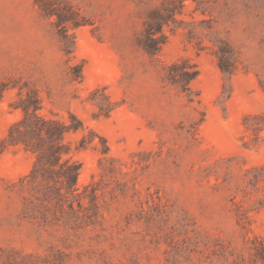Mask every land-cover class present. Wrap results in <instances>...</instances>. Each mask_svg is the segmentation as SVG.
<instances>
[{
	"label": "rangeland",
	"instance_id": "1",
	"mask_svg": "<svg viewBox=\"0 0 264 264\" xmlns=\"http://www.w3.org/2000/svg\"><path fill=\"white\" fill-rule=\"evenodd\" d=\"M166 6L177 23L150 56L137 38ZM218 39L236 57L230 77L212 54ZM185 61L198 71L190 92L163 80L167 64ZM18 95H37L43 116L81 121L65 141L78 185L99 196L88 224L24 210L19 181L33 155L1 148L22 115ZM246 115L264 116V0H0V264L247 256L264 235V129L253 133ZM82 136L92 143L80 148Z\"/></svg>",
	"mask_w": 264,
	"mask_h": 264
},
{
	"label": "trees",
	"instance_id": "2",
	"mask_svg": "<svg viewBox=\"0 0 264 264\" xmlns=\"http://www.w3.org/2000/svg\"><path fill=\"white\" fill-rule=\"evenodd\" d=\"M165 8V15H160L159 8L151 11L152 15L144 22L142 37L137 38V44L150 56H155L165 42L163 27L170 22L177 23L175 11L170 6ZM214 46L212 54L219 69L224 75L232 76L236 69L232 47L223 39L215 41ZM197 75L194 65L186 61L175 62L165 66L163 80L190 92V84ZM223 95L227 98L230 92L224 89ZM15 107L22 115L10 125L1 148L21 146L33 155L30 170L19 181L28 192L23 198L24 210L33 217L39 215L43 221L62 219L77 227L88 224L98 215L99 196L93 184L81 188L78 185L80 164L69 156L71 146L65 141L66 134L83 129L81 121L72 114L69 123L41 115L37 95H18ZM250 118H261V122L247 125ZM245 120L246 127L255 134L264 129L263 115H246ZM92 140L82 136L79 147L92 143ZM249 243L247 256L238 257L233 264H264V235H254Z\"/></svg>",
	"mask_w": 264,
	"mask_h": 264
}]
</instances>
